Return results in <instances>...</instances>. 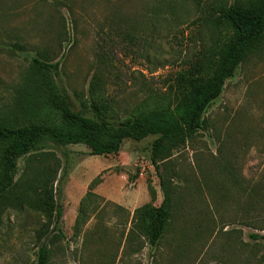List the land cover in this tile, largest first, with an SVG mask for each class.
I'll return each instance as SVG.
<instances>
[{"label":"rangeland","instance_id":"obj_1","mask_svg":"<svg viewBox=\"0 0 264 264\" xmlns=\"http://www.w3.org/2000/svg\"><path fill=\"white\" fill-rule=\"evenodd\" d=\"M209 1L0 0V112L22 92L33 57L59 62L57 80L75 108L78 98L89 99L95 76V90L109 101L114 120L145 100L172 94L176 77L195 69L223 39L203 19ZM35 110L34 119L47 112ZM205 119L204 129L164 166L181 194L175 241L164 238L156 247L144 241L133 251L139 242L126 240L130 214L100 194L84 200L88 217L73 234L80 200L95 178L93 191L110 184L105 190L123 195L141 178L163 195L150 159L156 135L127 138L119 152L104 155L84 144L43 140L17 158L14 179L22 182L46 165L59 168L52 189L61 215L38 241L41 213L8 206L0 264H39L40 243L59 233L46 264H264V200L250 195L264 182V42L226 80Z\"/></svg>","mask_w":264,"mask_h":264},{"label":"trees","instance_id":"obj_2","mask_svg":"<svg viewBox=\"0 0 264 264\" xmlns=\"http://www.w3.org/2000/svg\"><path fill=\"white\" fill-rule=\"evenodd\" d=\"M203 19L221 31L223 39L217 47L195 69L176 77L172 94L152 102L145 100L119 120H114L115 113L109 101L96 92L95 76L90 84L89 99L78 98L79 108H75L66 87L57 80L59 62L32 58V69L18 89L22 92L0 112V224L8 206L22 209L27 205L40 212L44 219L37 230L38 241L46 237L50 227L54 229V225L51 226L53 220L61 215L55 209L52 189L59 168L46 165L26 175L22 182L14 179L17 158L31 155L32 150L41 147L43 140L60 145L84 144L91 154L104 155L117 153L127 138L141 140L156 135L151 143L150 159L163 198L159 205H154L156 191L148 182L150 201L134 209L126 240L133 241L135 237L138 240L137 249L133 251L140 249L144 241L151 247L159 244L177 220L176 207L178 199L181 200V194L172 183V176L164 172V166L174 151L186 146L204 129L205 112L223 92L226 80L233 77L247 56L264 42V0H211L206 4ZM36 107L47 110L46 115L34 119L32 112H36ZM85 110H90L92 115H86ZM232 181L236 184V177L232 176ZM96 182L97 178L80 200L73 234L80 232L88 217L84 200L99 196L91 190ZM250 189V195L258 202L264 200V182ZM59 236L62 234L53 235L56 239L49 236L47 242L40 243L39 264L49 261L53 242Z\"/></svg>","mask_w":264,"mask_h":264},{"label":"crops","instance_id":"obj_3","mask_svg":"<svg viewBox=\"0 0 264 264\" xmlns=\"http://www.w3.org/2000/svg\"><path fill=\"white\" fill-rule=\"evenodd\" d=\"M119 151H120V149H119ZM141 180H142L141 178H138L137 179V181H138L137 185L130 188L123 195H120L118 193L116 195V194H114L115 192L114 193L112 192V195H111V192H108L107 190H105L111 185L109 184L108 186H102L101 183L95 189L94 192L97 194H100L102 197L105 198L106 201H109V202L116 204L117 208H120L122 210L123 209L126 210V212L128 214H130V217H131L135 208H137L138 206L150 201V195H148L147 184L145 186ZM154 189H155V187H154ZM155 191H156V198L154 201V205H159V203L161 202V200L163 198V195H160L158 190L155 189ZM128 224H129V222H128ZM176 227H177V221H175L173 223L172 227L168 231H166V233L163 235V237L159 243H161V241L164 238H166V240L169 242L170 241L173 242V240H174L173 238L177 237V236H175L176 234H173L172 231L174 229H176ZM166 250L170 251V252H168L169 255H171L173 253L171 248L166 247ZM160 264H174V263L173 262H162Z\"/></svg>","mask_w":264,"mask_h":264}]
</instances>
